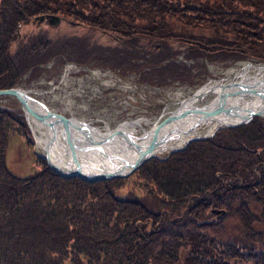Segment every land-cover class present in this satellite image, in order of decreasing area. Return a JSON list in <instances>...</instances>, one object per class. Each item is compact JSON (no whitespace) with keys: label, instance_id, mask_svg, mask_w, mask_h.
<instances>
[{"label":"trees","instance_id":"obj_1","mask_svg":"<svg viewBox=\"0 0 264 264\" xmlns=\"http://www.w3.org/2000/svg\"><path fill=\"white\" fill-rule=\"evenodd\" d=\"M40 15L60 23L35 27ZM248 59L264 63V0H0V90L52 60L164 89L199 84L207 62ZM16 124L30 139L0 107V264H264L261 117L148 161L134 171L148 192L128 196L125 175L16 174L5 160Z\"/></svg>","mask_w":264,"mask_h":264},{"label":"rangeland","instance_id":"obj_2","mask_svg":"<svg viewBox=\"0 0 264 264\" xmlns=\"http://www.w3.org/2000/svg\"><path fill=\"white\" fill-rule=\"evenodd\" d=\"M31 23L34 24L35 21ZM43 28L49 29L47 26ZM246 64L261 63L251 59L207 62L206 72L200 75L203 79H200L199 84L190 86L175 82L173 87L156 89L138 82V75L133 73H127L122 78L116 71L91 64L78 67L75 63H58L52 60L40 66L41 72L36 78H32L30 73H27L15 87L35 91L36 94L29 96L42 101L53 112L64 117L84 120L92 127L104 131L106 127L114 129L128 120L144 119L150 123L160 122L173 109L178 108L180 102L193 96L201 87L209 83L226 82L228 74L241 72ZM68 66L71 68L68 69ZM92 71L99 74L98 78L94 79L91 75ZM66 76L67 78H64ZM0 107L25 118L30 133V139H26L25 135L22 136L23 128L18 124L9 128L5 145V160L9 169L19 175L32 174L42 166L50 169L43 152L37 147L28 117L16 98L1 95ZM261 118L264 120V116ZM199 130L203 131V128ZM172 154L168 152L157 154V158L163 160ZM133 173L129 171L125 175L127 177L121 190L125 196L131 193L143 195L150 187L145 186L146 181L138 175L139 172Z\"/></svg>","mask_w":264,"mask_h":264},{"label":"water","instance_id":"obj_3","mask_svg":"<svg viewBox=\"0 0 264 264\" xmlns=\"http://www.w3.org/2000/svg\"><path fill=\"white\" fill-rule=\"evenodd\" d=\"M45 18L49 25L53 27L58 26V17L46 16ZM39 19L43 21L44 16L39 17ZM223 89V91L227 92L219 94L217 99L213 102L207 103L201 107L184 108L170 113L168 117L158 122L150 131V141L147 144H142L140 142L143 137L128 139L119 132H112L106 136L96 135V139H94L91 133L86 132L84 124L72 118L57 117L47 110L44 105L36 102L18 88L0 90V96L7 95L15 97L25 113H28L34 119L49 126L50 128L57 129L60 134H62L66 153L70 154L75 169L71 175H63L56 169L49 166L52 170L66 179L79 178L86 182H99L121 177L129 171L131 172L139 168L142 164L154 158L159 152L160 147L171 139L172 135L187 133L188 131L199 127L206 121L215 120V118L220 115L233 117L237 121L234 123H222L219 127L215 128L210 135L201 136L193 140H205L211 138L220 128H236L248 124L253 117L264 116V81L250 86H237L235 84L228 83L223 86ZM229 94L230 96L240 95L251 97L250 100L254 99L262 103L255 109H244L234 104V106L227 105L225 99ZM187 118L189 126L181 128V120L186 119L187 122ZM175 123H177V125L173 126ZM75 128L79 132L83 131L82 133L85 142L76 136L77 133L73 130ZM118 137L123 140L125 146L127 147L123 148V150L132 151V155L130 157H127V154L118 155V151L121 152L119 149L114 150L109 147V145L112 144ZM184 147L173 151L182 150ZM89 152L94 153V155H89ZM45 160L49 165L48 160L46 158ZM87 162L89 165H87ZM94 165L98 167L96 173L92 172L94 168H96ZM81 167H87L85 173L81 171ZM214 212L218 214L220 211Z\"/></svg>","mask_w":264,"mask_h":264},{"label":"bare ground","instance_id":"obj_4","mask_svg":"<svg viewBox=\"0 0 264 264\" xmlns=\"http://www.w3.org/2000/svg\"><path fill=\"white\" fill-rule=\"evenodd\" d=\"M67 68L70 69L71 66H68ZM91 75L94 77V79L98 78L99 76V74L96 71H92ZM64 78H67V76ZM262 81H264V66L246 64L242 68L241 72L228 74L226 82L209 83L201 87L199 90L195 92L193 96L188 97L185 101L180 102L179 107L181 108L179 107L178 108L179 109L196 108V107L204 106L207 103L213 102L217 99L219 94L223 92H227V91H223L224 90L223 86H225L228 83L235 84L237 86H250L256 83H261ZM21 91L27 96H29V94L30 95L36 94V92L32 90L30 91L21 90ZM31 98L41 104L39 100H36L34 97H31ZM250 99L251 97H245V96H240V95L230 96L229 94L228 97L225 99V102L227 103V105L234 104L244 109L258 108L259 105L262 103L254 99L253 100H250ZM178 108L173 109L171 113L179 110ZM48 110L51 113H53V110H50L49 108ZM25 114L28 117L30 126L33 130L37 147L43 152L44 154L43 156H45V158L48 160L50 167L56 169L58 172H60L63 175H71L75 169V166L72 162L70 154L66 153L62 134H60V132L57 129H52L49 126L34 119L28 113H25ZM77 121L84 124L86 128L85 129L86 132L91 133L94 139H96V135L106 136L112 132H119L120 134L127 137L128 139H133L136 137H143L141 141L137 140V141H140L142 144H147L150 141V138H149L150 131L155 127L157 123V122L150 123L149 121L144 120V119L128 120V121H125L119 124L114 129H109L106 127L104 131H101L95 127H92L89 123H86L84 120L77 119ZM236 121L237 120L234 119L233 117H227L225 115H220L219 117H216L215 120L206 121L199 127L192 129L188 131L187 133L180 134V135L174 134L172 135L171 139H169L164 145L160 147L159 152L157 154H163L171 150L180 149L184 147L192 139H195L201 136L210 135L215 130V128L219 127L222 123H234ZM181 122H182V124L180 125L181 128H186L189 126L188 118H187V122H186V119L181 120ZM176 125L177 123H175L173 126H176ZM200 128H203V131H200L199 130ZM75 129L73 130L77 133L76 136L85 142L83 138V133H82L83 131L79 132L77 129H76L77 131ZM109 147H111V149H114V150L119 149L121 152L118 151V155L127 154L126 155L127 157H130L132 155V151L123 150V148H127V147L125 146V143L123 142V140L120 139L119 137L115 141H113V143L110 144ZM89 155H94V153L89 152ZM87 165H89L88 162H87ZM94 167L96 168H94L92 172L96 173L97 172L96 170L98 169V167L96 165H94ZM86 169L87 167H83V168L81 167V171L84 173L86 172Z\"/></svg>","mask_w":264,"mask_h":264},{"label":"flooded vegetation","instance_id":"obj_5","mask_svg":"<svg viewBox=\"0 0 264 264\" xmlns=\"http://www.w3.org/2000/svg\"><path fill=\"white\" fill-rule=\"evenodd\" d=\"M40 16H48V15H40ZM44 17V20L43 21H41L40 19H39V16H38V18L37 17H35V18H37V19H35L34 18V20L33 21H35V23H34V25H35V27H40V26H47L48 28H52L53 26H51V25H49L46 21V18ZM56 28V27H55Z\"/></svg>","mask_w":264,"mask_h":264}]
</instances>
